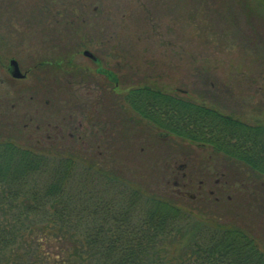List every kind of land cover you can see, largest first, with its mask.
I'll use <instances>...</instances> for the list:
<instances>
[{
  "label": "rangeland",
  "instance_id": "1",
  "mask_svg": "<svg viewBox=\"0 0 264 264\" xmlns=\"http://www.w3.org/2000/svg\"><path fill=\"white\" fill-rule=\"evenodd\" d=\"M137 85L178 98L209 91L223 111L264 120V3L0 0L1 139L98 159L200 219L241 218L264 240L263 180L142 117Z\"/></svg>",
  "mask_w": 264,
  "mask_h": 264
},
{
  "label": "trees",
  "instance_id": "2",
  "mask_svg": "<svg viewBox=\"0 0 264 264\" xmlns=\"http://www.w3.org/2000/svg\"><path fill=\"white\" fill-rule=\"evenodd\" d=\"M206 92L131 95L158 128L261 178L263 196L264 120L225 112ZM91 160L0 138V264H264V240L241 218L211 211L200 219Z\"/></svg>",
  "mask_w": 264,
  "mask_h": 264
},
{
  "label": "flooded vegetation",
  "instance_id": "3",
  "mask_svg": "<svg viewBox=\"0 0 264 264\" xmlns=\"http://www.w3.org/2000/svg\"><path fill=\"white\" fill-rule=\"evenodd\" d=\"M13 61H16L14 58H11V60H10V64H9V66H8V68H9V70H10V72L12 73V75L14 76V70H15V67H14V64H13ZM19 65V68H20V70H21V67H20V64H18ZM22 71V70H21ZM23 73V75L21 76V77H19V78H26V76L28 75V72L27 71H25V72H22ZM144 88H151V89H154V87H147L146 85H142ZM135 87V86H134ZM139 88V85H137L135 88ZM130 88H131V86H130ZM129 88V89H130ZM157 91V90H156ZM127 92H129L128 91V89H125V91L123 92L124 94H128ZM71 117V116H70ZM148 121H150V122H153L152 120H148ZM49 122H52V121H49ZM56 129H57V126L55 127ZM159 133L160 134H163L164 135V132L161 130V131H159ZM71 134V133H70ZM55 136H57V135H55ZM51 137H52V135L51 134H49V133H47L46 134V139H51ZM178 182L176 181V183L175 184H177ZM201 185V184H200ZM212 193V192H211Z\"/></svg>",
  "mask_w": 264,
  "mask_h": 264
},
{
  "label": "water",
  "instance_id": "4",
  "mask_svg": "<svg viewBox=\"0 0 264 264\" xmlns=\"http://www.w3.org/2000/svg\"><path fill=\"white\" fill-rule=\"evenodd\" d=\"M87 52V51H86ZM13 64H14V67H15V70H14V76H17V77H20L23 75V73L21 72L20 68H19V65L17 63V61H13Z\"/></svg>",
  "mask_w": 264,
  "mask_h": 264
}]
</instances>
